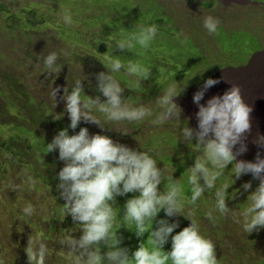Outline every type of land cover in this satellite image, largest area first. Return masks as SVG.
<instances>
[{
	"label": "clouds",
	"instance_id": "1",
	"mask_svg": "<svg viewBox=\"0 0 264 264\" xmlns=\"http://www.w3.org/2000/svg\"><path fill=\"white\" fill-rule=\"evenodd\" d=\"M41 1L0 3V30L23 45L36 37L29 54L6 60L15 73L0 74V131L32 149L23 160L0 155L4 264H264V157L242 143L258 98L249 90L264 88V11L253 9L264 0H96L89 15L88 0ZM143 7L184 19L185 52L156 40L160 25L140 20ZM53 43L59 49L45 54ZM91 59L102 67L87 76ZM217 83L222 95L200 105ZM36 86L46 101L8 95L35 98ZM182 86L202 88L196 129L180 120ZM121 122L133 124L119 133ZM54 150L57 161L45 155Z\"/></svg>",
	"mask_w": 264,
	"mask_h": 264
},
{
	"label": "rangeland",
	"instance_id": "2",
	"mask_svg": "<svg viewBox=\"0 0 264 264\" xmlns=\"http://www.w3.org/2000/svg\"><path fill=\"white\" fill-rule=\"evenodd\" d=\"M11 1L12 0H0V3L4 4L5 6H9V3ZM23 1H24L25 4H28L30 1H35L36 2L35 5H40L42 3L41 0H23ZM94 1H96V0H94ZM110 1L111 0H106L105 5H108ZM157 1L163 6H165L168 3V1H166V0H157ZM190 1H191L190 5L193 7L194 4H195V0H190ZM145 3H146V0H144V4ZM178 6L181 7L182 5L179 4ZM170 7L171 8H168L167 10H173L174 9L173 8V3L170 4ZM181 9L182 10L178 9V7H177L176 11H178V13H180L179 11H184L185 10L184 8H181ZM40 11L42 13L43 10L41 9ZM142 11H143V15H144V12H145V17L142 16L140 18V20L143 21V23H145L146 25H151V24H155V23L160 25L159 35H158V37L156 39L157 41H169L173 45H175L176 42L178 41L179 42L178 47L180 48V52H182V53L185 52L184 49H181V47L184 44V38H185V35H186V28H185L184 19L181 16H178V14L175 11H171V12H166L165 14L159 13V14H156L155 17H153V15L150 12L149 8L144 9V7H143ZM254 11H258L259 13H263L264 10L260 11V10L256 9ZM38 12H39V10H38ZM1 18H2V15L0 14V25L3 24ZM18 34L19 33L12 34L10 31L7 32L5 30H0V39L8 41L10 43L9 47H8L9 49H8L7 46H5L3 44V42H0V74H2L3 72H6V73L8 72V73L12 74L16 69L11 64L7 63L6 60L9 61V62H12L11 61V58H12L14 60V62L17 63L21 59L23 51L26 54H29L28 49L27 48L24 49V45H26L27 47H31L30 45H33V43L36 41V37H32V38H29V45L26 44V43H24V45H23L18 38H15V36H18ZM5 36L7 37L6 39L4 38ZM40 37L47 38L45 35H40ZM215 48L218 49V45L215 46ZM58 49H59L58 43H53V44L49 45L45 49V54H49V53L53 52L54 50H58ZM73 59L74 60H72L71 62L74 65H77V63H78L77 61L78 60H77L76 56H74ZM66 60L67 59L64 58L61 61H66ZM220 61H221V59H220V57H218V53H217L216 54V65L217 66L220 65ZM18 66L21 68L20 63L18 64ZM88 67H89V70L87 72V76L91 75L92 73H96L97 70L100 69L102 66L95 59H91V64ZM261 67L262 66H259L258 69H260ZM60 73H61V76H62L63 80L65 81V84L68 83L69 82V74H68V72L67 71H62ZM257 75H259L260 77H263L264 76V72H262L260 70H257ZM213 77H215L214 80L221 81V84H219V86L222 85L223 80L220 77H218V70L213 72L212 78ZM210 78H211V76H210ZM13 80L11 81V85H14V83L16 85H19V84H17L16 80H14V81ZM0 83H1V78H0ZM261 87H262V85L260 83L253 84L252 85L253 90L252 91L249 90V94L250 95L254 94V95H258V96H260V95L263 96L264 95V88L261 89ZM35 88L37 90V97L34 98V97L30 96L31 99L33 100V102L34 101H37V102L46 101L45 100L46 96H44V94H43L44 93L43 89L39 88L37 86ZM181 88L183 89V91L181 92V94L177 98H175V103L181 109L180 120H186L188 122L187 127L196 129L197 128V123H198L197 119H196V114L199 111V105H197L196 103L193 102V97H194V94L197 93L198 91H200L202 88H199L198 86H195V87H192V88L191 87L182 86ZM8 95L10 96L11 94L8 92ZM221 95L222 94L220 92H218V83H217L215 86L209 88L207 93L205 92L203 98L200 101V105L206 106L207 101L209 99H211L213 96H221ZM17 97H18V94L12 99L15 102H32L30 100V98H28V97H25V98H22V99L17 98ZM258 104H260V107L256 109L257 111H259V110H261V108H263V106H262V104L260 102ZM254 108H256V107L254 106ZM132 124L133 123H129V122L117 123V127H118L119 133L122 130H126V129L130 128L132 126ZM142 124L146 125V126L150 125V123L148 121H144V122H142ZM44 130H46V128L41 124L39 132L42 133ZM168 130H169L168 128H165L161 133H167ZM98 131L103 132L104 129H98ZM0 133H4V132L0 131ZM107 134H109V133H107ZM114 134H117V133H114ZM137 134L139 135L140 133H137ZM150 134L151 133H147L146 137L150 138ZM158 137L159 136H158L157 133H156L155 136H153L154 140L158 139ZM251 139H253V140H255L257 142V136L254 135V133L251 134ZM4 141H5V138H2L1 142H4ZM0 155H2L1 146H0ZM255 160H256V158H255ZM170 172L171 171L168 170V173H170ZM37 199L38 198L36 196V201L38 202L36 206H37L38 209H40L44 205V203H39V199L38 200ZM26 200L28 202H30V203L33 202V200L30 197H27ZM217 226H218V215L216 214L215 221L213 222V225H212V235H211V237L215 236L216 230L218 232V227ZM68 232H70V231H67V233ZM71 235L74 238L78 239V236H79L78 234H74V233L72 234L71 233ZM216 246L218 248L217 244H216ZM225 252L228 254L229 258L233 257L231 252H229L227 250ZM6 253H4V254L2 253V255L0 256V259H1L0 260V264H4V261L2 260V258L6 256ZM15 257H16V254L9 255V259L8 260H10L12 258H15ZM230 264H252V263H243V262L233 261Z\"/></svg>",
	"mask_w": 264,
	"mask_h": 264
},
{
	"label": "bare ground",
	"instance_id": "3",
	"mask_svg": "<svg viewBox=\"0 0 264 264\" xmlns=\"http://www.w3.org/2000/svg\"><path fill=\"white\" fill-rule=\"evenodd\" d=\"M95 2L96 1H94V0H88V2L86 4V12L88 15H89V11H88L89 7L94 5ZM253 9L254 10L258 9L260 11L264 10L262 6H256V5L253 7ZM243 50L244 51L249 50V46L247 43L244 44ZM260 63H261L260 66H262L261 67L262 69L260 68L258 70L264 72V62H260ZM13 73H15V71ZM13 73H12V75H13ZM14 85H16V84L14 83ZM8 92L11 94L10 97H12V98H14L17 95L13 91H8ZM27 97L30 98V100L33 102V100L31 99L30 96H27ZM17 98L22 99V97H20L19 95ZM259 102L262 104L263 108H261V110L257 111L256 109L260 107V104H258ZM254 106L256 108H254ZM250 107L252 108V111L250 113V122H251L250 132L248 134H246V136L243 138L242 143L245 144L246 140H248L250 143L251 149L256 151L257 156L259 155L260 158H263L264 157V148L260 144H258L255 140L251 139V134L254 133V135H256L257 137H264V95L263 96L260 95V96H258L257 99L253 100ZM20 134H21V136L26 135V133H20ZM157 134H158V136L161 135V133H157ZM16 137H17V133H0V146H1V150H2V155L6 153V154H9L15 161H16V158H20V160H23L22 158L30 156L32 149L29 145H27L19 137H17L18 143H19V148H13L10 144H12V145L15 144V138ZM2 138H5L4 142H1ZM239 147H240V145H239ZM239 147H238V149H239ZM45 155L48 157V159H52V160L55 159L56 161L58 160V150H54L52 152L45 153ZM257 156H256V158H257ZM243 157L245 158V153L243 154ZM41 174H42V172H41ZM52 177H58V174L55 173L52 175ZM215 217H216V213H215Z\"/></svg>",
	"mask_w": 264,
	"mask_h": 264
},
{
	"label": "trees",
	"instance_id": "4",
	"mask_svg": "<svg viewBox=\"0 0 264 264\" xmlns=\"http://www.w3.org/2000/svg\"><path fill=\"white\" fill-rule=\"evenodd\" d=\"M1 11H4L1 9ZM115 59H120L122 62L126 63L128 56H122L119 53L113 54Z\"/></svg>",
	"mask_w": 264,
	"mask_h": 264
}]
</instances>
